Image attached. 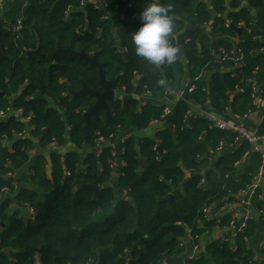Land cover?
Masks as SVG:
<instances>
[{
  "label": "trees",
  "instance_id": "1",
  "mask_svg": "<svg viewBox=\"0 0 264 264\" xmlns=\"http://www.w3.org/2000/svg\"><path fill=\"white\" fill-rule=\"evenodd\" d=\"M209 1L210 5L204 0H160L171 8L175 27L170 42H175L179 53L175 63L159 67L136 55L132 34L141 27L140 12L129 7L128 0H107L112 11L108 18L107 8H96L87 0L7 1L5 11L0 12V43L6 49L5 53L0 45V109L15 96V107L34 115L36 134L45 128L39 145H49L55 138L58 144L71 141L82 150L95 147L98 136L109 139L121 128L147 129L164 106L142 104L130 95L165 96L168 84L179 85L184 59L191 75L199 78L191 94L196 99L209 92L220 107L228 93L240 86L254 93L256 85H264V0H230V8L236 11L229 19L220 16L229 9L227 0ZM242 1L248 5L240 7ZM120 14L125 19L118 18ZM209 22H214L212 33L223 36L235 35L231 25L227 26L229 22L245 24L237 48L222 37L211 43L202 34L203 28L185 30L187 23L202 26ZM58 46L85 51L91 57L99 52L107 78H120L116 89L129 97L110 104L112 119L108 123L104 115L86 121L84 113L93 105V97L81 95L74 103L66 95L69 87L80 90L83 82L91 89H100L98 67L64 52L50 60L48 56ZM230 68L232 71H226ZM37 93L42 97H36ZM188 111L185 99L174 110L171 128L178 143L168 128L155 139L145 137L137 143L132 137L126 141L123 158L127 164L118 181L130 200H118L108 186L113 173L108 163L109 147L100 155L96 151L83 156L79 151L68 153L65 167L70 174L63 173L60 157L52 153L51 180L44 158L37 157L31 163L29 151L36 146L34 140L13 138V131H21L23 124L17 120L0 123V197L4 187L13 186L10 173L23 171L30 164L23 176L31 188H21L16 197L36 211L35 220L25 222L17 214L1 210L0 219L7 224L0 228V264H93L104 247L108 248V264H163L166 253L180 254L184 250L180 243L186 240L189 228L199 233L202 207L245 183L230 180L223 187V180L213 190L202 189L198 187L201 177L195 175L182 189H174L183 181V167L196 164L199 136L214 142L225 134L210 128L205 118L185 117ZM86 183L100 187L97 197L82 187ZM168 194L173 195L171 203L160 200ZM205 254L217 264H259L218 243L189 259V264H207Z\"/></svg>",
  "mask_w": 264,
  "mask_h": 264
},
{
  "label": "crops",
  "instance_id": "2",
  "mask_svg": "<svg viewBox=\"0 0 264 264\" xmlns=\"http://www.w3.org/2000/svg\"><path fill=\"white\" fill-rule=\"evenodd\" d=\"M7 1L8 0H0V9H2L3 12L6 9ZM130 1L133 2V6L136 7L138 12H140L149 2V0H128V2ZM87 2H90L93 5L104 7V9H108L107 0H87ZM204 2H207L210 5L209 0H204ZM241 3L242 4L240 7L248 5L244 1H242ZM227 5L229 9L220 16L229 19V14L236 10H232L230 8V0H227ZM116 8L118 7L115 6V9ZM212 12L214 13L213 10ZM108 13L111 15L112 11L108 9ZM113 13L116 12L113 11ZM252 13L254 16L257 15L256 10H252ZM213 15L215 16L216 13H214ZM119 17L120 19H125L124 14H120L118 18ZM213 23H205L202 24V26L187 23L185 26V30H189L186 28L188 25L199 26V28L196 30L203 28L204 30L202 34H206L211 43L216 39L222 37L225 40L231 41L235 45V48H237L236 45L240 42L241 36L245 31L243 30L242 33L239 34L235 30H233L235 33V35L233 34V36H223L219 33L213 34ZM231 23L232 22H229L230 25ZM244 25L245 24L240 22L236 26L243 29L245 28ZM173 44H175V42H173ZM236 52L239 53V50L236 49ZM183 61L185 62V68L184 73H182L179 77V85L174 86L168 84L169 92L165 96L161 98H153L146 93L139 95L136 93H132L130 96L138 98L142 104L152 102L156 103L157 105L169 106L174 109L177 107L180 101L185 99L190 105L189 116L194 115L198 118H204L205 112L213 111L227 120L243 123L251 131L259 132L260 134L264 135V87L261 88L259 85H256L259 90L255 95L254 93L245 92V90L241 88L242 86H240L237 90L230 91L228 93L227 100L223 101V105L219 107L217 104L213 103V98L211 97V94L209 92H207L205 96H200L198 99L192 97L191 94H193V92L196 90V82L199 80V78L198 76L191 75V71H189V68L187 67L188 61L186 59H184ZM226 71L230 72L232 71V68L227 69ZM191 85L195 86V90L191 92L188 91L186 96L181 99V97H179L177 93L184 87ZM127 97L129 96L125 93H121L118 95V99H125ZM169 125L171 124L168 121L165 123L153 122L147 129L143 131L129 126L127 128L119 129L117 135H127L128 139L133 137L136 139V142L139 143L145 137L155 139L157 133L162 131L164 128H168ZM171 134L175 139V142H177L176 131L174 128H171ZM224 137L226 138L228 144L223 151L216 150V146L218 145L219 141H210L205 136H203L202 139L197 140V143L200 147V152L197 156L195 162L196 164L192 167H183V181L174 189H182L184 182L188 178L195 175H198L201 178H205L207 180L206 188L210 190H213L214 185H216L219 181L226 180V183H224V181V184H222L223 187H225L227 182H229L230 180L237 184L244 181L245 183L241 187L238 186L236 190H233L232 188L229 189V193L223 194L220 200L210 199L211 202L204 205L209 208V212L203 214V219L199 221L198 234L200 235L202 253H206L211 244L218 243L226 246L227 249L231 252L240 251L247 261L250 260L252 262L260 264L264 261V170L263 175L260 177L259 170L262 165V155H264V138L260 141V150L257 152H252L248 157H245L246 151L250 149V145L247 142L240 143L238 146L233 147L231 146L233 135L230 133H225ZM34 143L36 146L29 151L31 163L32 161L35 162L37 157L44 158L47 167L48 178H50L51 180L53 179L54 167L53 161L51 159L52 153H55L60 157L63 173L67 174L65 167V157L68 153L79 151L83 156L84 154H87L89 152L96 151L97 155H100L102 154V150L104 148L109 147V143L107 142V140L98 141L95 147L91 149L84 148L82 150H78L76 145L71 141H66L63 144L51 143L46 146H41L38 142ZM244 146L246 147V149L243 151V149L241 148ZM143 160L145 162V159ZM237 162L239 163L237 164ZM30 167L31 166L29 164L23 171L14 169L9 175V178L12 179L13 186L12 188L9 187L8 191L0 197V212L1 210H4L7 215L17 214L18 217L25 220V222L34 221L36 211L32 210V207L29 204L19 202L16 196L21 188H31L29 183L24 181L23 176L24 173L29 172ZM229 167H232V169H230ZM251 184H256L257 188L255 190V194L252 197L251 205L245 207L243 206L242 202L244 199L247 200L249 196L243 194L242 189H246ZM108 186L113 189L118 200L131 199L128 191L120 187L118 177L114 174V172L110 176ZM211 197L215 196L212 195ZM240 209H242L243 211L248 210L251 214V218L249 220V227L247 232L235 235L233 230L229 227L228 222L231 214L234 211ZM177 223H181V220H179ZM6 224L7 223L0 219V228L5 227ZM205 256L207 264H217L210 254H205ZM188 261V258L185 259L186 264H189Z\"/></svg>",
  "mask_w": 264,
  "mask_h": 264
},
{
  "label": "built area",
  "instance_id": "3",
  "mask_svg": "<svg viewBox=\"0 0 264 264\" xmlns=\"http://www.w3.org/2000/svg\"><path fill=\"white\" fill-rule=\"evenodd\" d=\"M82 3H84V1ZM128 6L133 7V2L130 1L128 3ZM94 7L99 8L100 6L94 5ZM110 16L111 15L109 13L106 14L107 18ZM227 26H230V24L228 23ZM17 27L20 28L21 25H18ZM162 82H165V79H162ZM260 87L263 88L264 85H260ZM193 90H195V86L191 85V86L184 87L177 94L179 97H181V99H183L186 96L188 91L191 92ZM258 90L259 88L255 89L254 91L255 95L258 93ZM168 92H169V89L166 94H168ZM9 110L10 108L8 106L6 108H3V110L0 111V118L6 117ZM174 110H175L174 108H171L169 106H164L160 117L155 119L153 122H161V123L164 122L165 123L168 121L171 124V120L174 116ZM17 112L23 115L22 108H19ZM189 115L190 113L188 111L185 117H189ZM24 117H25V120L30 124V126L27 127V129L22 130V131H13L14 132L13 138L15 139L23 136L22 134H24L26 131L31 130V133H32L36 130V125L32 123L34 115L30 113H27V114L25 113ZM204 118L207 119V121H209L210 128H214V129L223 131L225 133H230L233 135L231 146L235 147V146H238L240 143L247 142L250 145V149L246 151L245 157H248L252 152H257L260 150L259 145H260V141L264 138L263 134H260L259 132L251 131L243 123H238V122L227 120L213 111L205 112ZM44 130L45 128H43V131ZM203 136H204L203 134L200 135L199 139H202ZM34 138L36 139L34 140V142H38V143L40 142L39 136L37 137L35 136ZM97 138H98V141L107 140V142L109 143V148L111 149L110 156H109L110 158L108 161L109 168L119 178L120 176L124 174V167L127 164V162L123 158V154L126 151L125 143L128 140V136L127 135L118 136L117 134L115 135L112 134L109 139H104L103 137H99V136ZM52 142L57 143L55 138L52 139ZM227 144L228 143L226 141V138L225 137L221 138L218 142V145L216 146V150L223 151L226 148ZM238 163L239 162H237V164ZM263 170H264V155H262V165L259 170V177L263 175ZM67 174H70V173L68 172ZM206 185H207V180L205 178H201L198 183V187L202 189H206ZM256 188H257L256 184H251L246 189H242V193L249 196L247 200L246 199L243 200L242 202L243 206L247 207L251 205V200H252L253 195L255 194ZM8 189L9 187L7 186L4 187L2 189V195L6 191H8ZM31 209L34 210L33 208ZM202 211L204 214H206L209 212V208L207 206H204ZM250 218H251V214L248 210L243 211L242 209H240V210L234 211L231 214L228 225L233 230L235 235L243 234V233H246L247 231ZM186 241H189L193 247V253L188 259L191 260V259H195L196 257H199L200 254L202 253L200 235L192 233V230L190 229L186 240H183L180 243L181 247H183L184 250H185L186 243H187Z\"/></svg>",
  "mask_w": 264,
  "mask_h": 264
},
{
  "label": "water",
  "instance_id": "4",
  "mask_svg": "<svg viewBox=\"0 0 264 264\" xmlns=\"http://www.w3.org/2000/svg\"><path fill=\"white\" fill-rule=\"evenodd\" d=\"M189 30H196L199 28V26H190L188 25L186 27ZM231 28L238 32L239 34L242 33L243 29L237 27L234 23H231ZM2 32V30L0 31ZM3 51L6 53L5 47L0 43ZM60 52L64 53H70L71 55L74 56H79L82 58H85L86 60L90 61L92 64L96 65L99 69V84L102 88L101 89H91L87 87V85L83 82L82 83V88L79 91H74L69 87V94L73 95V101H76L78 96L84 95V96H90L95 98V103L93 106L89 107L85 113L84 116L86 118V121L89 122L91 116H99V112L103 110L105 112V117H106V122L108 123L112 119V111L110 108V104L114 101H116V94H117V89L116 86L119 83L120 78L117 77L115 79H109L107 78L106 70L104 68V64L99 61V52L96 53L94 56H89L85 51H75L71 48H63L61 46H58L57 51L53 54L50 55L49 58H54L55 55H57ZM4 96V93H2ZM37 97H41V95L38 93ZM168 129H171V125L168 126ZM158 149L162 152L163 147L159 146ZM144 164V160H142ZM82 187L84 189H88L92 192H94L95 196L99 194L100 187L95 184H83ZM161 201H168L172 202L173 200V195L168 194L164 197L160 198ZM3 224V223H2ZM186 249L185 251L181 252L180 254H174L171 255L169 253L165 254V263L166 264H186L185 259L189 258L192 253H193V247L190 244L189 241L186 243ZM108 248H100L99 249V258L96 262L93 264H108L105 258V252Z\"/></svg>",
  "mask_w": 264,
  "mask_h": 264
},
{
  "label": "clouds",
  "instance_id": "5",
  "mask_svg": "<svg viewBox=\"0 0 264 264\" xmlns=\"http://www.w3.org/2000/svg\"><path fill=\"white\" fill-rule=\"evenodd\" d=\"M170 12V6L149 0L139 13L141 27L132 34L136 55L156 67L172 65L178 57L179 49L170 42L175 27Z\"/></svg>",
  "mask_w": 264,
  "mask_h": 264
},
{
  "label": "flooded vegetation",
  "instance_id": "6",
  "mask_svg": "<svg viewBox=\"0 0 264 264\" xmlns=\"http://www.w3.org/2000/svg\"><path fill=\"white\" fill-rule=\"evenodd\" d=\"M54 54V53H53ZM53 54H51V55H53ZM42 57H45V55L44 54H40ZM50 56V55H49ZM49 56H48V58H49ZM55 57H56V55L54 56V58H49L50 60H54L55 59ZM101 90H102V88H100ZM74 91H79V90H74ZM38 94V93H37ZM37 94H36V97H37ZM1 95H3L2 93H1ZM66 95H68V96H70L71 97V99H72V101H73V95H71V94H69V90L67 91V93H66ZM15 96H13V98H14ZM42 97V96H41ZM79 97V96H78ZM77 97V98H78ZM13 98H10V102H9V105H8V107L10 108V110H9V112L7 113V115H6V117H3V118H0V123H4V122H9V121H12V120H17V121H19L20 123H22L23 124V128L21 129V131L22 130H25V129H27V127H29L30 126V124L25 120V117H24V114L27 112L26 111V109L25 108H23V107H21L22 109H23V115L22 114H19L18 112H17V110L19 109V108H17V107H15V105H14V103L12 102V100H13ZM26 100H29L28 98H26ZM25 100V101H26ZM77 100V99H76ZM74 103L76 102V101H73ZM94 103H95V98H94V102H93V105H94ZM92 105V106H93ZM1 110H3V109H0V111ZM105 116V112L103 111V110H101L100 112H99V116L98 117H96V116H91V118H95V119H98L99 117H101V116ZM90 118V119H91ZM90 121V120H89ZM36 130H37V126H36ZM35 132V131H34ZM34 132H32L31 133V130H29V131H26L24 134H22L23 136H21V137H18V139H33V140H36L34 137L36 136H39V140H41V138H42V135H44V131H43V129H41V132L40 133H38V134H34Z\"/></svg>",
  "mask_w": 264,
  "mask_h": 264
},
{
  "label": "rangeland",
  "instance_id": "7",
  "mask_svg": "<svg viewBox=\"0 0 264 264\" xmlns=\"http://www.w3.org/2000/svg\"><path fill=\"white\" fill-rule=\"evenodd\" d=\"M0 11H1V12H3V10H2V9H0ZM119 94H121V92L117 91V94H116V99H118V95H119ZM34 134H36V132H35ZM6 192H7V191H6Z\"/></svg>",
  "mask_w": 264,
  "mask_h": 264
}]
</instances>
